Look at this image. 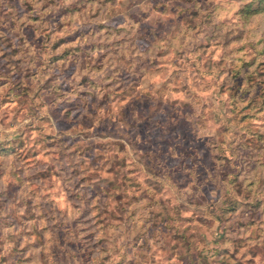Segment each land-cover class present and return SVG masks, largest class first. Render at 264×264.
Masks as SVG:
<instances>
[{
  "label": "clouds",
  "instance_id": "1",
  "mask_svg": "<svg viewBox=\"0 0 264 264\" xmlns=\"http://www.w3.org/2000/svg\"><path fill=\"white\" fill-rule=\"evenodd\" d=\"M12 3L0 264H264V0Z\"/></svg>",
  "mask_w": 264,
  "mask_h": 264
},
{
  "label": "rangeland",
  "instance_id": "2",
  "mask_svg": "<svg viewBox=\"0 0 264 264\" xmlns=\"http://www.w3.org/2000/svg\"><path fill=\"white\" fill-rule=\"evenodd\" d=\"M9 2V7H13V3H12V0H8ZM5 11H8L7 9ZM75 9H72V8H65V9H62L59 13V16H58V19H59V22H60V27L58 28V32H59V35L56 37V39H54L53 41V47L54 48H64L65 51H67V49L72 46L76 40L80 39L81 36H86L87 33H79L77 35H73V33L76 32L75 29L72 30V32H66L64 29L66 27L65 25V21H64V15L67 14V13H74ZM43 42V41H41ZM6 55V54H4ZM213 58H215V53H213ZM161 60H166L167 57H161L160 58ZM161 67H168L167 64H161L160 65ZM0 67H4L6 68V65H0ZM19 79V77H18ZM138 87V85H137ZM6 103V102H5ZM70 112H71V109L69 108L65 113L64 115L67 117L68 115H70ZM246 117H241V119H245ZM64 122H67V120L63 121L62 123ZM39 154H37L38 156ZM121 199H123V197H121Z\"/></svg>",
  "mask_w": 264,
  "mask_h": 264
}]
</instances>
